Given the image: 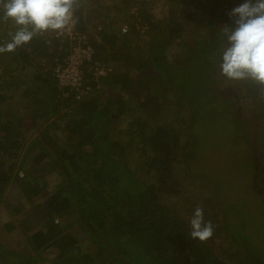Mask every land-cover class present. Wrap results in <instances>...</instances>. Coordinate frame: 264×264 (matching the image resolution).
I'll return each mask as SVG.
<instances>
[{
	"label": "trees",
	"instance_id": "obj_1",
	"mask_svg": "<svg viewBox=\"0 0 264 264\" xmlns=\"http://www.w3.org/2000/svg\"><path fill=\"white\" fill-rule=\"evenodd\" d=\"M122 1L116 7L126 11L129 0ZM174 1L179 5L174 7L175 14L170 11L162 23H149L151 15L144 7L146 1L141 0L140 8L134 12L136 15L128 17L134 22L125 33L130 35L127 60L119 53L105 60L110 63L112 59L121 67L124 59L136 74L137 68L142 69L152 61L156 70L158 61L167 63L162 58L169 57L170 53L165 55L163 50L168 51L175 42L172 49L179 51L182 62L174 64L185 67L180 77L187 69V74L194 75V83L189 86L194 85L195 106L194 114L185 112L180 126L175 129L163 120L161 115L165 110L158 102L151 106L146 117L142 115L130 122L127 138L119 137L113 133L119 130V116L114 113L129 114L130 111L123 108L128 107L129 99L121 95V102L109 100L100 105L95 94L81 101L65 98L52 71L56 56H63L54 35L51 38L44 32L11 52L0 53V189L7 187L19 173L16 168L28 162L27 148L37 147L48 153L51 166L55 165L62 176L63 194L81 229L80 239L90 242L88 250L79 254L75 264H264L263 221L244 216L234 204L227 208L216 197V191L211 194L214 190L204 180L186 194L175 191V197L168 185L176 181L175 173L182 162L188 164L199 156L200 133L194 132L190 137L181 126L191 120L198 126L204 119L217 131L220 125L217 118H225L221 117L224 112L240 124L234 106L240 98L249 99L253 110L264 112V85L235 80L232 95L227 98L213 78L215 72L220 73V28L231 25L227 13L243 0ZM86 2L82 0L77 9L78 27L82 31H88L84 14ZM204 15L209 17L208 28L204 26ZM127 21L122 19L129 24ZM147 23L151 25L149 32L155 30L157 34L146 46H140L139 30ZM16 28L14 21L0 20V45L11 40ZM94 45L101 48L100 44ZM165 71L164 74L157 72L166 79L169 77L168 81H173L180 73ZM88 77L91 79V73ZM107 77L112 78L113 73ZM134 78L137 81L129 85L130 92L140 84L141 89H150L148 84L138 81L140 76ZM184 83L182 80L178 86ZM132 94H129L130 100L138 97ZM19 104H23V109L17 108L15 114L1 110ZM184 110L189 112V109ZM26 119H30L27 130ZM236 131L234 127L228 132ZM36 132L37 136L29 139ZM257 142L258 161L255 156L251 162L256 164L264 160V142L259 137ZM126 147L138 150L139 168L146 166V170H154L160 178L147 181L134 172L128 164V154L124 153ZM197 206L204 209V220L214 226L212 237L203 242L190 236L189 220ZM95 246L98 255L91 252Z\"/></svg>",
	"mask_w": 264,
	"mask_h": 264
},
{
	"label": "rangeland",
	"instance_id": "obj_2",
	"mask_svg": "<svg viewBox=\"0 0 264 264\" xmlns=\"http://www.w3.org/2000/svg\"><path fill=\"white\" fill-rule=\"evenodd\" d=\"M145 1L144 7L152 18L148 21L149 23L153 21L162 23V21L168 18L170 11H172L171 14L176 13L174 7H179L174 0ZM140 2L141 0H129L127 2L129 7H126V11L122 12L120 16L123 20H128L127 22L129 25L134 22L133 18H128L132 16L129 15V13L138 11ZM122 3V0H87L85 5L86 7H98V9H102L101 7H116V5L119 6ZM114 11V8H110L107 12L113 13ZM204 17V26L208 28L210 25L209 17L207 15H204ZM139 31L141 34V36H139L141 39V42H139L140 46H146L148 40L155 37V34H157L155 30L149 32L151 31V25L148 23L146 27H143ZM173 46H175V42L171 44L168 51H166V49L163 50L165 55L167 52L170 53L168 54L169 57L162 58L167 63L161 60L155 63V67L156 70L162 74L166 72L165 70H167V73H171V70L180 71V73H177L178 77H176V79L173 78V81L172 79L168 81L170 79L169 77L166 76L167 80L154 70L151 65L152 61L149 62V64L147 62L148 65L142 67V69L137 68L138 70L136 71L142 73L138 81L141 80L143 84H148L150 89H141L142 87H140L141 84L139 83L140 85L135 87V92L133 93V95L136 93L135 95L138 97L132 100L129 98L127 103L128 107H132V110L128 107H123L125 110L128 109L130 113L121 114L117 111L114 113V115L119 116V130H115L113 132L115 133L114 135L119 137L126 136L127 138L128 135L126 134L128 133L127 130L130 127V122L142 115L146 117L151 106L158 102H161L164 107L165 112L162 113L161 116H163V120L168 122L167 125L170 128L175 129L180 126L181 117L185 112L194 114V85L193 87L189 86V83H194V75L190 73L187 74V72H189V69H187L180 77L185 67L175 65H181L182 60L179 51H177L176 48L175 50L172 49ZM153 53L151 55H153ZM154 57L156 58L157 55H154ZM213 78L217 80V86L223 96L228 98V96L232 95L231 87L234 88L233 82L235 80L227 79L219 72H215ZM182 80L185 81L184 85L180 84V86H178L179 82ZM136 81L137 80H134V82ZM208 104L211 105V103ZM252 105L253 103L249 101V99L244 100L240 98V100H236L234 105L236 107L235 115L241 123L238 124L235 119L232 120L231 115H227L224 112L221 117L225 118H219L220 120L217 118L220 122L217 131L204 119L202 124H198L199 127L196 124L194 125V121L192 120L189 124L181 126L182 131H188L187 134H189L190 137L194 136V132L197 134L200 133L201 144L198 149L199 156L195 160H191L188 164L182 162L175 173L176 181L168 184L173 190V197H175V191L178 190L186 194L189 189L197 186L200 180H204L205 183L214 190L211 194L214 195L216 191V197L220 199L227 208L228 205L234 204L236 205V209L243 212L244 216H248L250 219L256 217L259 221L264 222V160L260 163L257 162L258 165L256 162L251 163L255 156L258 161V146L256 145L258 143V137L261 142H264V112L253 110ZM215 106L219 109V106L216 104ZM17 108L23 109V104L22 106L19 104L16 109L15 107L12 108L9 106L1 110L5 111L6 114H15ZM184 109H189V112ZM218 121L216 122L218 123ZM29 126L30 125H28V127ZM234 127L237 129L235 133L231 134L228 132L231 129L233 130ZM25 130H27L26 127ZM216 136H218V138H214ZM124 153L128 154V164L138 175H142L147 181H154L160 178L159 174L154 170H146L147 167L143 165L141 167L144 168L138 167L137 162L139 156L136 148L133 147L132 149L126 147ZM201 175H206L208 177L205 178V176L202 177ZM167 181L170 182L169 178ZM182 185L186 186L188 189L182 187ZM217 185L218 187H216ZM205 193L209 194V190H206ZM175 201L180 203V200ZM89 243L90 242L86 241V248L89 247ZM96 249L97 246H95L91 252H95ZM139 252L142 253L141 250ZM95 255H98V253L95 252ZM53 264L59 263L55 261Z\"/></svg>",
	"mask_w": 264,
	"mask_h": 264
},
{
	"label": "crops",
	"instance_id": "obj_3",
	"mask_svg": "<svg viewBox=\"0 0 264 264\" xmlns=\"http://www.w3.org/2000/svg\"><path fill=\"white\" fill-rule=\"evenodd\" d=\"M101 8L86 7L84 14L92 41L101 45L96 47L99 57L112 67L113 77L105 78L95 92L98 103L104 105L109 100L121 102V95L129 99V93L134 92L129 91V85L140 73L133 72L126 63L130 35L121 32L124 8ZM110 8L115 11L107 12ZM47 33L50 36L52 31ZM114 53L125 57L121 67L112 59L110 63L105 60L115 58ZM28 125L30 119H26V128ZM35 136L37 132L29 139ZM26 153V165L16 168L19 173L0 189V264H75L79 254L87 250L86 240L80 239L81 229L63 194L62 176L55 165L51 166L48 153L37 147L27 148Z\"/></svg>",
	"mask_w": 264,
	"mask_h": 264
},
{
	"label": "clouds",
	"instance_id": "obj_4",
	"mask_svg": "<svg viewBox=\"0 0 264 264\" xmlns=\"http://www.w3.org/2000/svg\"><path fill=\"white\" fill-rule=\"evenodd\" d=\"M82 0H0V20L14 21L11 40L0 45V53L27 44L34 36L52 31L62 34L77 19L74 9ZM231 25L220 28L222 37L219 70L230 80H251L264 85V0H243L227 13ZM192 239L206 241L214 226L204 220L197 206L189 220Z\"/></svg>",
	"mask_w": 264,
	"mask_h": 264
},
{
	"label": "built area",
	"instance_id": "obj_5",
	"mask_svg": "<svg viewBox=\"0 0 264 264\" xmlns=\"http://www.w3.org/2000/svg\"><path fill=\"white\" fill-rule=\"evenodd\" d=\"M77 9H74V17L77 19L74 26L70 24L60 35L51 33V38L54 35L60 42V54L63 55L56 56L52 71L63 96L81 101L95 94L112 67L98 58L96 46L88 31L79 29ZM121 32H129V24L123 23Z\"/></svg>",
	"mask_w": 264,
	"mask_h": 264
}]
</instances>
